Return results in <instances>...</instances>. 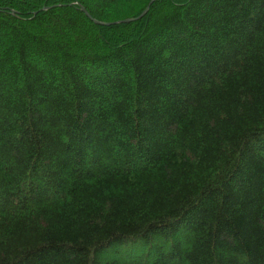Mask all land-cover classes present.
I'll return each instance as SVG.
<instances>
[{"label":"trees","instance_id":"trees-1","mask_svg":"<svg viewBox=\"0 0 264 264\" xmlns=\"http://www.w3.org/2000/svg\"><path fill=\"white\" fill-rule=\"evenodd\" d=\"M152 1L0 0V264H264V0Z\"/></svg>","mask_w":264,"mask_h":264},{"label":"water","instance_id":"water-1","mask_svg":"<svg viewBox=\"0 0 264 264\" xmlns=\"http://www.w3.org/2000/svg\"><path fill=\"white\" fill-rule=\"evenodd\" d=\"M153 1H154V0H153ZM153 1L150 2V4L147 6V8L144 10V12H143V13H142V14H141L136 20H140L141 18H143V17L146 15V13H147V11L149 10V7H150V5L153 3ZM82 12L86 15L87 18H90L89 15L86 13L85 10L82 9ZM136 20H125V21H123L122 23H131V22L136 21ZM95 24H99V23H95ZM108 25H110V24H107V26H108Z\"/></svg>","mask_w":264,"mask_h":264},{"label":"rangeland","instance_id":"rangeland-1","mask_svg":"<svg viewBox=\"0 0 264 264\" xmlns=\"http://www.w3.org/2000/svg\"><path fill=\"white\" fill-rule=\"evenodd\" d=\"M172 5H174L173 2H169V4H166L165 6L169 7V6H172Z\"/></svg>","mask_w":264,"mask_h":264},{"label":"bare ground","instance_id":"bare-ground-1","mask_svg":"<svg viewBox=\"0 0 264 264\" xmlns=\"http://www.w3.org/2000/svg\"><path fill=\"white\" fill-rule=\"evenodd\" d=\"M84 7V6H83ZM87 11V10H86Z\"/></svg>","mask_w":264,"mask_h":264}]
</instances>
